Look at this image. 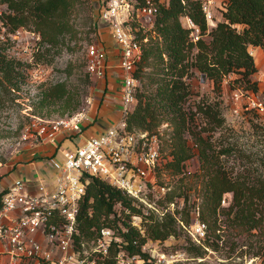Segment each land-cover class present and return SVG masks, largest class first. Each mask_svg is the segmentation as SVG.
Here are the masks:
<instances>
[{"label":"trees","instance_id":"obj_1","mask_svg":"<svg viewBox=\"0 0 264 264\" xmlns=\"http://www.w3.org/2000/svg\"><path fill=\"white\" fill-rule=\"evenodd\" d=\"M76 2L0 0V5H5L0 13V33L2 27L5 32H14L31 25L40 37L42 52L35 59L40 61L44 58L43 52L57 53L76 41L78 31L71 21ZM86 2L89 5L90 1ZM185 17L198 28L196 40L183 25ZM221 17L214 26L208 27L200 1L163 0L160 3L153 23L155 36H150L143 45L134 73L140 88L136 90V103L126 116V125L129 130L149 133H157L156 128L162 121L171 125L169 159L163 167L173 176L183 178L186 161L194 153L197 155L199 166L191 174L200 198L196 219L206 225L207 232L201 238L202 245L191 242L187 252L202 256L206 247L217 250L221 240L219 232L238 228L254 237L251 241L249 237L244 245L264 264V157L260 160L263 164H257L251 153L224 140L221 131L228 128L224 125L221 100L200 101L194 112L184 106L190 93L187 79L195 71L212 81L217 97L223 77L230 73H237L245 83L244 92L258 91L257 81L252 79L257 68L248 48L264 46V0H225ZM7 50L8 39L0 36V112L5 101L15 99L12 96L22 90L27 78V64L8 55ZM39 96L40 106L60 101L65 109L74 110L79 105L77 96L65 82L46 86ZM196 115L202 118V125L196 124ZM160 170H157V179ZM229 193L227 206L221 205L223 196ZM174 195L183 198L181 212L185 210V215L178 219L188 223V194L171 192L165 196L166 201L173 202ZM116 204L123 207L122 217L114 210ZM141 209V203L107 182L92 178L80 205L77 245L81 240L95 239L102 227L114 228L120 242L113 246L120 244L129 254L139 255L144 264H153L148 262L149 254L142 251V245L148 238L165 240L177 236V219L172 213L163 214L159 220L150 218L142 235L130 222L132 215L142 216ZM110 253L113 254L112 250ZM111 254L104 264H116L115 253Z\"/></svg>","mask_w":264,"mask_h":264},{"label":"built area","instance_id":"obj_2","mask_svg":"<svg viewBox=\"0 0 264 264\" xmlns=\"http://www.w3.org/2000/svg\"><path fill=\"white\" fill-rule=\"evenodd\" d=\"M162 1L97 0L98 21L108 27L116 44L117 63H109L104 47L93 43L86 48V71L90 77L102 79L112 66L118 69L115 72L120 81L119 117L106 129L89 136L85 132L92 118L82 112L50 120L33 117L22 127L21 138L36 146L43 145L46 150L41 152L45 150L47 158L34 174L15 177L0 190V264H104L113 243L120 242L109 227L100 228L95 238L93 251L105 256L103 261L97 263L82 240L79 245L76 243L80 205L92 178L107 182L157 211L148 196L166 193V186L157 179L163 160L162 133L129 130L126 116L136 103L138 78L134 73L143 45L155 36L153 23ZM197 1L208 27L214 26V0ZM183 25L196 40L199 31L191 19L183 18ZM259 48L264 57V46ZM255 94L233 91L234 99L244 100L247 110L264 113V100ZM76 138L78 142L74 141ZM131 219L143 235L140 217L132 215ZM204 227V223L196 222L193 237L197 242L204 236ZM116 247V264L120 263L116 258L119 252L127 255L125 264H144L139 255L129 254L120 244ZM148 262L157 264L150 257Z\"/></svg>","mask_w":264,"mask_h":264},{"label":"rangeland","instance_id":"obj_3","mask_svg":"<svg viewBox=\"0 0 264 264\" xmlns=\"http://www.w3.org/2000/svg\"><path fill=\"white\" fill-rule=\"evenodd\" d=\"M86 1L77 0L71 14V21L78 31L76 41H72L69 48L63 47L57 53L53 50H50L47 54L43 52L41 55L44 58L40 61H35L37 53L42 52L38 43L40 37L31 25L20 27L14 32H5V27H2L0 36L4 40L8 39L7 53L27 64V78L22 90L12 96H15V99L5 101L1 107L0 190L15 177H27L29 173L34 174L47 158L44 155L46 148L43 145L36 146L33 142L21 138L22 127L33 117L50 120L82 112L92 118L90 131H87L92 135L106 129L116 122L119 117L120 81L114 73V70L118 69L112 66V69L109 72L107 71L102 79L92 78L86 71V48L93 43L104 47L107 51L109 63H112V65L117 63L115 59L116 44L108 27L97 19V0H89L91 8H88L89 5ZM224 1L214 0V8L211 9L215 20L222 19L221 12ZM3 10H5V5H0V13ZM140 21L146 24L144 19L140 18ZM254 64L257 71L252 79L257 81L258 86L255 97L264 100V66H262L264 60L260 63L255 59ZM187 81L190 84V93L184 106L194 112L200 101L221 100L220 106L225 118L224 125L228 128L221 131L224 134V140L246 150L247 153H251L257 164H263L260 160L264 157V113L249 111L245 108L244 100L237 101L234 99V90H241L244 93L245 83L239 79V75L230 73L223 77L222 89L218 97L213 90L212 81L205 77L204 82H201V74L197 71ZM57 82H65L71 93L77 96L79 105L76 109H65L60 101L52 102L47 106L39 105V95L43 89ZM139 88L140 83L138 82L136 90ZM195 117L196 124L202 125V118L198 115ZM156 130L162 133L163 151L158 181L166 186V195L171 192L177 194L180 191L188 194L189 220L188 223H184L178 219L181 218L180 216L185 215V210L181 212L183 207L182 197L174 195L173 202H168L165 199L166 195L162 198L157 197L158 195H149L148 201L157 211L141 203L143 207L141 209L142 216L140 221H137H139L143 235L150 218L159 220L166 213H172L177 219L178 234L165 240L148 238L143 246L144 252L149 254L150 259L156 261L157 264H261L260 258L252 256L246 245H244L248 242L249 237L250 241L254 237L238 228L217 231L221 236L217 250L206 247L202 256H194L187 252L186 247L191 242L194 244H201L202 242V239L197 242L193 237L194 227L198 221L196 219V209L199 206L200 198L198 186L191 174L197 171L199 162L196 153H194L186 161V173L183 178L171 175L169 170H166L163 166L169 159V138L172 127L169 123L162 121ZM218 135V132L214 134L215 137ZM74 141L78 142L79 138ZM189 143L192 144L191 141ZM43 149H45L44 152H41ZM193 152H195V149H193ZM229 200L230 193L226 195L224 203L221 201V205L227 206ZM114 210L117 216L122 217L124 214L121 205L116 204ZM130 222L133 225L131 218ZM110 229L113 235L116 236L115 229ZM204 229V237H206V225ZM95 240L82 241L85 250L91 253V257L98 263L106 257L97 255L93 251L96 245ZM111 250L113 254H116L118 247L112 246ZM116 258L119 259V264H122V262L125 264L124 262L128 260L127 255L123 252H119Z\"/></svg>","mask_w":264,"mask_h":264},{"label":"crops","instance_id":"obj_4","mask_svg":"<svg viewBox=\"0 0 264 264\" xmlns=\"http://www.w3.org/2000/svg\"><path fill=\"white\" fill-rule=\"evenodd\" d=\"M216 20H217V19H216ZM248 50H249V52H251V55L253 56L254 60L256 59V60L259 61L260 63L263 62L264 57L262 56V53H261V50H260L259 47H257V46H250V47L248 48ZM262 64H263V63H262ZM262 66H264V65H262ZM111 69H112V68H111ZM108 72H109V71H108ZM114 73H116L115 70H114ZM87 131H90V130H89V129L86 130V132H85V134L87 133L86 136L92 135L90 132H87ZM99 132H100V131H99ZM96 133H98V132H96ZM96 133H95V134H96ZM29 174H30V173H29Z\"/></svg>","mask_w":264,"mask_h":264},{"label":"water","instance_id":"obj_5","mask_svg":"<svg viewBox=\"0 0 264 264\" xmlns=\"http://www.w3.org/2000/svg\"><path fill=\"white\" fill-rule=\"evenodd\" d=\"M204 80H205V75L201 74V82H204Z\"/></svg>","mask_w":264,"mask_h":264}]
</instances>
